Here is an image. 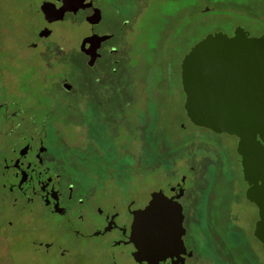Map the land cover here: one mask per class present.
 Returning <instances> with one entry per match:
<instances>
[{
	"label": "rangeland",
	"instance_id": "1",
	"mask_svg": "<svg viewBox=\"0 0 264 264\" xmlns=\"http://www.w3.org/2000/svg\"><path fill=\"white\" fill-rule=\"evenodd\" d=\"M209 1L220 14L200 11V0L133 1L128 11L131 34L124 42L120 67L115 69L121 78L129 69L130 77L106 88L98 84L99 90L90 95L93 99L85 100L90 111L83 117L65 108L77 101L64 94L58 80L68 75L79 86L82 58L76 47L84 27L57 26L42 48L32 50L26 44L36 35L39 18L28 0H0V105L6 106L0 115L14 111L16 126L32 122L39 126L38 132L53 129L51 157L57 159L64 178L75 177L80 183H91L94 177L119 178L113 186L105 185L114 189L118 224L128 218L124 201L129 197L144 204L150 191L182 176L187 177L182 203L186 211L197 209V224L236 228L233 221L247 210L235 201L243 181L236 138L189 121L183 108L180 64L209 34L229 33L237 23L257 31L264 25V0H241L238 5L244 6L228 8L223 2L229 0ZM59 47L68 54H59ZM65 62L70 67L58 66ZM50 109L53 113L47 115ZM89 113L98 131L94 144L99 147L94 151L84 149L81 138ZM10 128L0 120V132ZM20 215L0 204V264H104V255L95 249L102 245L101 239L93 244L72 238L58 218L39 222L29 214ZM25 216L29 219L24 220ZM8 221L13 227L2 229ZM102 224L96 222L98 227ZM36 242L53 246L46 250ZM57 247L69 252L60 256Z\"/></svg>",
	"mask_w": 264,
	"mask_h": 264
},
{
	"label": "flooded vegetation",
	"instance_id": "2",
	"mask_svg": "<svg viewBox=\"0 0 264 264\" xmlns=\"http://www.w3.org/2000/svg\"><path fill=\"white\" fill-rule=\"evenodd\" d=\"M133 1L139 3L142 0H28V7L32 8L39 18L36 35L26 44L32 50L42 48V42L54 35V28L57 26L84 27L78 34L76 47L82 58V69L77 72L79 86L75 87L68 75H63L58 80L64 94L72 95L77 101L74 104L79 105L75 107L74 104H66L65 108L70 109V112L83 114V117L84 114L87 115L90 109L86 107L85 100L94 94L92 87L108 84L99 80L100 77L113 73L120 67L124 42L131 34L128 11ZM200 1L203 4L200 11L203 13L220 14L209 0ZM229 1L231 3L223 2L227 8L244 6L238 5L241 0ZM237 27H241L249 37L264 40V25L251 32L237 23L231 32L225 34L233 36ZM45 30L49 31L47 37L41 34ZM94 35L108 38L98 43V56L93 65L89 66L91 58L86 52L89 44L83 49L80 46L84 39ZM56 51L59 54H68V50L64 51L62 47ZM61 65L70 67L66 62L58 66ZM82 78L86 79L85 82H81ZM65 84L67 87H64ZM5 107L0 105V113ZM17 116L14 111L0 115V120L11 127L8 132H0L3 137L0 146V204L10 206V209H15L18 214H29L32 220L39 222H46L50 217L58 218L63 222L61 226L68 230L72 238L93 244L101 239L102 245L96 246L95 249L104 255V264H264V247L254 236L260 209L247 198L246 190L249 186L243 176L242 192L235 201H239L238 206L241 203L247 210L241 219L235 218L233 221L237 225L236 228L227 224L214 227L196 223L197 209L186 211L182 203L186 194V176L180 177L173 184L150 191L144 204H136V198L129 197L124 201L128 218L118 224L120 212L116 209L114 189L105 185L113 186L119 178L94 177L91 183H80L75 177L64 178L57 169V159L51 157L54 148L52 132H15L19 130V123L17 126L15 123L18 121ZM92 116L93 114L89 113L86 119H93ZM74 133L78 136L77 132ZM83 133L81 138L85 143L84 149L94 151L99 147L94 144L97 138L95 132ZM257 140L264 146V130L257 136ZM238 157L241 166V157ZM160 191L180 205L182 225L177 227L176 235L158 234L157 242L166 247L157 251L144 249L140 256L141 261H137V250L129 241L133 213L144 209L151 199V194ZM190 216L193 219H190ZM23 219L28 220L29 217L25 216ZM98 221L103 222L100 227L96 226ZM4 227L11 229L13 224L8 221L3 224L2 229ZM143 238L146 246L153 242L152 236L145 235ZM36 243H40L46 250L53 246L51 242ZM56 250L60 256L69 252L68 249L58 247Z\"/></svg>",
	"mask_w": 264,
	"mask_h": 264
},
{
	"label": "water",
	"instance_id": "3",
	"mask_svg": "<svg viewBox=\"0 0 264 264\" xmlns=\"http://www.w3.org/2000/svg\"><path fill=\"white\" fill-rule=\"evenodd\" d=\"M42 36L47 37L45 30ZM107 36H91L82 41L92 66L98 43ZM97 43V44H96ZM180 83L184 111L197 127L238 139L236 152L241 157L247 198L260 209L254 236L264 247V146L257 136L264 130V40L249 37L241 27L233 36L209 34L184 56L180 64ZM64 87H67L66 84ZM182 225L181 207L161 191L151 194L148 205L133 213L131 236L137 252L157 251L166 246L157 242L160 233L176 235ZM152 243L144 244V236Z\"/></svg>",
	"mask_w": 264,
	"mask_h": 264
},
{
	"label": "trees",
	"instance_id": "4",
	"mask_svg": "<svg viewBox=\"0 0 264 264\" xmlns=\"http://www.w3.org/2000/svg\"><path fill=\"white\" fill-rule=\"evenodd\" d=\"M129 71H130L129 69H125L124 73L122 75V78L117 76L115 71L113 73L105 74V75L101 76L99 80L108 83V84L102 86V88H106L108 85L109 86H115L117 84L123 83V81H125V82L128 81L127 79L130 77V75H129L130 72ZM89 79L92 80V78H89ZM99 88H100L99 86H94V87H92L91 90L95 91L96 89L99 90ZM52 113H53V111H51V109H50L49 112L47 113V115H51ZM152 118L156 119V116L153 115ZM84 123H85V126H86L85 127V132H95L96 135L98 136V133H97L98 131L95 129V127H93L95 125V120L94 119L93 120L85 119ZM22 125H23V127L21 126V122H19V130H21L22 132H36L37 131L36 130V126L37 125L32 123V122H28V123H23L22 122ZM37 127H39V126H37ZM50 132H53V129L50 130ZM129 157L130 156H128L127 159H129Z\"/></svg>",
	"mask_w": 264,
	"mask_h": 264
}]
</instances>
